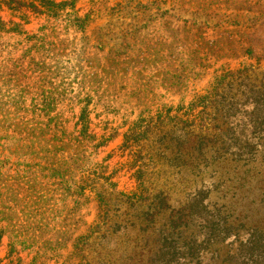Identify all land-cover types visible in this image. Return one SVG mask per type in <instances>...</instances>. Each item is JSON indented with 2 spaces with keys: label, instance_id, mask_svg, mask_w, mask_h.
<instances>
[{
  "label": "rangeland",
  "instance_id": "1",
  "mask_svg": "<svg viewBox=\"0 0 264 264\" xmlns=\"http://www.w3.org/2000/svg\"><path fill=\"white\" fill-rule=\"evenodd\" d=\"M0 22V264L10 239L21 264H264V0L1 3Z\"/></svg>",
  "mask_w": 264,
  "mask_h": 264
},
{
  "label": "trees",
  "instance_id": "2",
  "mask_svg": "<svg viewBox=\"0 0 264 264\" xmlns=\"http://www.w3.org/2000/svg\"><path fill=\"white\" fill-rule=\"evenodd\" d=\"M73 1L74 0H70V1L63 0L60 2H56L55 0H0V4L2 3L4 5H6L7 8H9L11 10H19L20 8L25 7V8H28L30 11L37 13V14L47 13V14H51V15L53 14L54 15V14H57L58 10H62L63 7H65L66 5H70V8H72L73 7ZM0 24H3V23L0 22ZM84 116H85V113L83 111V112H81V115L79 117V122H80L79 134L82 136V139L93 137L90 134H88V125L86 124V122H83V120L85 118ZM159 117L164 120V118H166L167 116H163V117L159 116ZM173 117H176V115ZM167 119H170V117H167ZM149 124H151L150 121H149ZM149 124H147L145 126V130L142 131L143 133H141V135L139 137L146 138L148 136L146 133H147V131L150 130ZM137 129L138 128H136V127L130 129V131H129L130 134L137 135L138 133L135 134L137 132ZM130 134L125 135V140L123 142L124 146L127 145L126 143L130 139V137H128ZM102 143L103 142H100L98 145H100ZM95 146H97V145H95ZM147 165H148V163L141 162L140 164H136L134 166V168L137 167L134 171V175L136 176V179L138 181L136 189L141 190L140 192H142L143 190L146 191V188L143 185H144V183H147L146 180L149 179L146 175L148 172L147 167H146ZM85 187L86 186H81V185H79L77 187L78 190L76 192L78 193V195L82 196L84 194L83 190L85 189ZM93 190H94L95 194H97V195H102L104 192L103 190H99V189H93ZM155 198H157L159 200V203L161 205V208L156 210L155 214H159L161 211L169 208V205L167 204V197L162 196L161 193H158L157 195H155ZM192 199H193V202H198V203H196V204L192 203L191 205H197V204H199V202L202 201V198L199 199L198 194H195ZM5 214L6 213L0 209V222L4 218L3 215H5ZM6 231H8V230H6V227L1 226L0 240H1V237L4 234H6ZM80 239H81V236L77 238L76 243H78L80 241ZM8 244H9V250H8L7 256H6L8 259L6 264H21L20 259L18 257H17V262L15 263L14 262L15 259L12 256V253H11L12 248L11 247L14 244L13 240L10 239ZM74 247H76V244L74 245Z\"/></svg>",
  "mask_w": 264,
  "mask_h": 264
}]
</instances>
